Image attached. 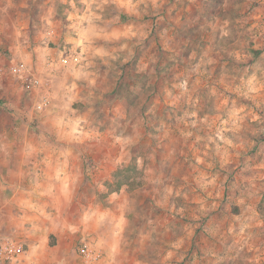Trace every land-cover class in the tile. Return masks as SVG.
<instances>
[{"label": "rangeland", "instance_id": "1", "mask_svg": "<svg viewBox=\"0 0 264 264\" xmlns=\"http://www.w3.org/2000/svg\"><path fill=\"white\" fill-rule=\"evenodd\" d=\"M92 2L0 0L1 157L76 153L112 219L28 264H83L85 246L95 264H264V0H133L138 17L108 16L135 33L113 62L66 42ZM16 61L45 87L28 89Z\"/></svg>", "mask_w": 264, "mask_h": 264}, {"label": "crops", "instance_id": "2", "mask_svg": "<svg viewBox=\"0 0 264 264\" xmlns=\"http://www.w3.org/2000/svg\"><path fill=\"white\" fill-rule=\"evenodd\" d=\"M92 1L85 8L71 11L69 19H72L67 30L70 34L67 33L66 42L72 43L73 48L80 47L82 53H90L87 57L92 56L96 62H113L123 48L127 53L135 33L133 26L112 24L108 18L109 14L138 17L141 11L134 6L133 0ZM110 3H114L111 8L117 6L118 10L110 9L107 6L112 5ZM138 21L141 22V19ZM74 32L77 36L72 35ZM50 55L53 56L52 53ZM80 60L81 54L75 60L69 56L62 58L60 63L66 61L69 65ZM113 70L112 67L111 72ZM68 86L70 90L74 88ZM71 102L73 103V100ZM56 105L53 103L49 112H54V116L58 113L57 116L63 117ZM84 119L85 117L81 116L75 123L82 121L84 127ZM68 138H73V135ZM3 139L0 138V142ZM4 148L5 146L2 147ZM3 153L4 151L0 150V241L15 240L24 244L25 252L22 258H19L18 264L36 261L37 255L48 253L53 248L61 255L66 254L71 250L69 247L72 246L73 240L79 236L88 234L91 240L99 238L95 230L102 219L112 222L111 214L105 211L96 199L89 200V186L84 183L83 168L80 160H75L76 153L70 152L68 155L30 150V164L27 168L7 166L5 158L1 157ZM14 174L17 175L16 181L12 179ZM122 186H126L125 190L128 189L127 185ZM79 228L82 231L75 233ZM50 233L57 237V243L53 246L49 244ZM98 242L100 241L96 244ZM113 254L115 255L109 251V263L114 261ZM107 263L108 261H105L104 264ZM14 264H17V261Z\"/></svg>", "mask_w": 264, "mask_h": 264}, {"label": "built area", "instance_id": "3", "mask_svg": "<svg viewBox=\"0 0 264 264\" xmlns=\"http://www.w3.org/2000/svg\"><path fill=\"white\" fill-rule=\"evenodd\" d=\"M49 35H52V32H48ZM11 72L20 77L28 89L45 87L42 79L35 75L27 66V63L24 61H16L11 64ZM50 102L49 95H45L42 99V102L39 103L38 109L44 110ZM25 246L23 243L9 240L0 243V264H14L18 259L24 254ZM81 258L83 264H95L96 255L93 249L85 246L81 248Z\"/></svg>", "mask_w": 264, "mask_h": 264}, {"label": "trees", "instance_id": "4", "mask_svg": "<svg viewBox=\"0 0 264 264\" xmlns=\"http://www.w3.org/2000/svg\"><path fill=\"white\" fill-rule=\"evenodd\" d=\"M119 184H120V186L126 184L127 186H129V187L131 186L132 188H134L133 185H135V184L132 185L131 182H128L127 180L126 181H121Z\"/></svg>", "mask_w": 264, "mask_h": 264}]
</instances>
